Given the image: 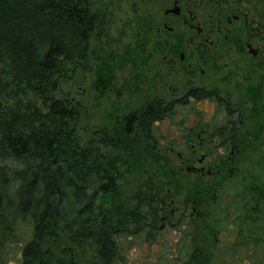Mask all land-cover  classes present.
Instances as JSON below:
<instances>
[{
  "label": "trees",
  "instance_id": "trees-1",
  "mask_svg": "<svg viewBox=\"0 0 264 264\" xmlns=\"http://www.w3.org/2000/svg\"><path fill=\"white\" fill-rule=\"evenodd\" d=\"M91 5L0 0V264H129L137 242L156 238L160 213L169 217L160 200H173L169 192L151 178L137 190L125 179L134 160L126 159L127 134L117 126L84 141L78 134L83 104L60 96L102 22ZM250 190L264 214V181ZM211 191L200 192L215 200ZM171 253L164 264H212L190 231Z\"/></svg>",
  "mask_w": 264,
  "mask_h": 264
},
{
  "label": "rangeland",
  "instance_id": "rangeland-1",
  "mask_svg": "<svg viewBox=\"0 0 264 264\" xmlns=\"http://www.w3.org/2000/svg\"><path fill=\"white\" fill-rule=\"evenodd\" d=\"M90 2L93 8H98L96 11L101 14L102 22L89 41V56L83 67L64 79L60 86V96L76 98L83 104L84 114L78 126V134L83 140L90 137L95 128L110 125L111 119L122 116L128 110L124 111L127 107L135 108L146 102L153 91L168 97L174 88L183 92L189 85V80L181 75V66L169 70L158 59H147L154 48H149L146 43L143 21L147 16L156 21L160 19V8L153 7L150 0ZM260 3H264V0ZM183 29L178 27L177 33ZM160 39L155 40L157 42ZM155 48L160 49L162 46L159 43ZM166 51L171 50L168 48ZM214 53L211 48L208 61L203 66L205 72L192 85L212 87L216 84L213 83L214 76L210 70L214 66ZM253 68H257L258 72L260 67H255L254 63ZM230 84L232 86V82ZM227 88L228 93L232 91L231 87ZM209 107L198 104V108L208 112ZM171 128L170 123H167L163 125L162 131L175 139L170 142L174 151H181L183 143L179 133ZM242 145L240 153L233 156L232 163H221V174L217 180L221 185L215 194L214 190L211 191L214 203L204 201L195 205L199 216L195 217L198 246L211 258L212 264H264V214H261L259 207L256 208L258 203L250 190L252 186L260 187L264 181V135L261 140L244 141ZM131 158L134 160L130 164L131 168L128 167V179L135 178L138 183L140 178L144 182L147 177L151 178L154 186L162 192H169L179 206L190 196L199 197L200 191L209 184L208 176L186 171L188 165L182 164L175 153L156 155L149 149H134L130 157L126 158L127 162ZM192 166L199 165L196 163ZM227 167L233 168V171L226 180L222 169ZM250 230L253 234L248 237L245 233ZM246 236L252 238L248 245L243 243ZM178 238V233L166 229L159 232L150 245L137 242L128 251V263L164 264L166 258L172 256L171 248ZM240 249L247 252H236ZM234 253H237L236 257Z\"/></svg>",
  "mask_w": 264,
  "mask_h": 264
},
{
  "label": "flooded vegetation",
  "instance_id": "flooded-vegetation-1",
  "mask_svg": "<svg viewBox=\"0 0 264 264\" xmlns=\"http://www.w3.org/2000/svg\"><path fill=\"white\" fill-rule=\"evenodd\" d=\"M150 1L153 7L160 8L162 16L157 21L150 16L144 18L143 28L147 35L144 38L149 48H154L147 59H158L169 70L181 66V75L189 80V85L183 92L178 88L169 90L168 97L153 91L143 104L127 107L122 116L111 119L110 125L95 128L90 136L91 142L101 132L113 133L119 126L131 141L128 148H132V152L144 148L156 155L175 153L182 164L188 165L186 171L209 177L207 188H212L215 194L221 185L217 181L221 163H232L233 156L238 155L243 147L242 142L258 141L264 135V3L261 4V0ZM180 26L184 29L177 33ZM156 38L161 39L156 42ZM159 43L162 48H155ZM168 48L170 52L166 51ZM211 48L215 53L212 54L214 66L210 70L216 84L212 87L194 86L195 79L205 72L203 66ZM254 63L255 67H260L258 72L257 68L252 69ZM231 82L232 86L228 85ZM227 86L232 88L229 93ZM179 91L182 93L177 94ZM198 104L210 106L209 112L198 108ZM141 110H145L148 116L156 110L160 114L149 120L139 116ZM167 123L179 133L183 143L181 151L175 152L170 144L175 139L163 133L162 127ZM196 163L199 166L193 167ZM222 171L227 180L233 168ZM132 180L136 190L145 183L141 178L138 183L135 178ZM130 186L133 187L132 183ZM199 195L198 199L187 198L181 206L174 200L167 201L168 197L160 198L169 217L166 220L165 214L160 213L155 222L159 232L171 229L180 237L190 231L197 239L195 205L215 201L204 199L201 192Z\"/></svg>",
  "mask_w": 264,
  "mask_h": 264
}]
</instances>
